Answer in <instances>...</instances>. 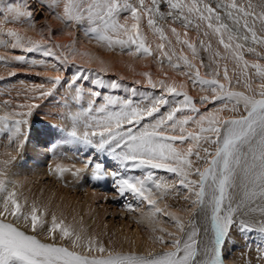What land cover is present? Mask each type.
<instances>
[{"label":"snow or ice","instance_id":"6c2138e0","mask_svg":"<svg viewBox=\"0 0 264 264\" xmlns=\"http://www.w3.org/2000/svg\"><path fill=\"white\" fill-rule=\"evenodd\" d=\"M35 3L65 28H82L86 37L110 50L129 56L157 55L158 63L166 62L176 76L185 79L177 80L166 72L164 78L154 79L144 72L141 75L150 91H141L136 85H143V80L129 87L118 80L90 79L96 70L77 65H72L76 69L72 77L64 79L61 71L78 54L74 43L57 44L56 31L47 23L39 30L40 40L7 28L21 21L35 28V9L28 0H0L4 17L0 34L11 38L0 40V46L40 53L59 63L51 65L55 75L37 73L48 78V86L42 83L26 89L24 103L2 101L0 136L22 152L34 110L41 106L35 101L53 96L58 86L66 85L78 110L63 117L70 127L62 140L83 152L85 159L83 167L57 163L52 174L63 178L70 172L77 180L87 175L90 182L111 178L114 199L121 198L123 208L132 212L148 206L138 222L147 221L151 241L147 250H117L58 220L54 212L48 226L47 209L41 210L35 201L29 203L10 178V166L17 157L6 152L8 159L0 160V264H229L237 238L244 245L243 264H264V0ZM145 18L148 29L161 41L155 50L141 27ZM169 19L185 29L181 34L170 27L191 58L183 49L177 52L158 23ZM190 28L198 34L204 29L202 35L209 40L200 39L199 46L210 53L211 63L200 57L196 43L183 38ZM212 36L224 54L213 49ZM65 48L68 55L63 54ZM198 58L199 66L194 63ZM12 59L28 63L25 55ZM220 60L225 63L221 65ZM229 60L234 64L233 76ZM0 61L7 62V58L0 56ZM31 65L48 67L45 60H32ZM201 67L208 69L204 75ZM85 83L123 89L129 95H102L85 88ZM189 84L199 88L198 99L189 93ZM169 198L183 203L179 214L168 211V205L159 206ZM160 215L168 218L174 231L157 226Z\"/></svg>","mask_w":264,"mask_h":264},{"label":"bare ground","instance_id":"6f19581e","mask_svg":"<svg viewBox=\"0 0 264 264\" xmlns=\"http://www.w3.org/2000/svg\"><path fill=\"white\" fill-rule=\"evenodd\" d=\"M6 2H13V0H6ZM14 2L21 3L22 0H14ZM28 3H30L33 8L36 7L35 0H28ZM39 7L43 9V17L36 21L35 28L29 27V25L23 21L9 23L6 27L19 32L22 36L40 40L41 36L39 30L45 23H47L56 31L55 42L57 44L67 46L74 43L75 48L78 50V54L74 57H70L69 64L65 65L64 69L61 71L60 75L64 79H70L76 71L75 67H72V65L95 69L96 71L91 74L90 79L102 77L105 81L118 80L129 87L134 86L135 80H143V85H136L141 91H150L147 87L145 78L141 75V73L144 72H150L154 79L164 78L163 73L165 72L169 77H174L177 80L185 79L184 77L176 76L174 70L170 68L166 62L163 65L158 63L159 57L155 54L154 56L149 57H139L125 55L119 49L110 50L101 46L95 40H90L84 35V32H79V28L77 27L65 28L64 25L56 20L52 14H50L51 17L48 19L47 16L50 12L43 8L42 5ZM3 23L4 17L3 15H0V25H3ZM175 25L178 27L170 22L166 23L165 26L164 24L162 26L177 52L183 49L184 54L191 58L190 50L187 49L186 46L178 44L170 31V27H177L180 29L178 31L183 34L185 29L178 22L175 23ZM141 27L143 32L147 35L148 41L155 50L156 45L161 41L151 32L150 29H148L146 18L142 21ZM203 31L204 29L202 28L198 34L194 28H190L187 37L183 38L196 43L200 57H202L204 61H208L210 53L204 51L199 46V37L200 39H204L206 43L209 40V38L203 37ZM68 33L72 34L69 35ZM10 39V37L0 34V40ZM211 44L213 49L219 50L221 54H224V49L222 45H219L215 36L211 37ZM57 51L61 50L57 49ZM85 53L87 55H84ZM63 54L68 55L69 50L65 48ZM16 55H25L28 59V63L18 62L12 59V57ZM0 56L7 58V62L0 61V78H2L0 79V105H2V101L8 99H13L14 102L24 103L26 89H31L33 85H39L42 83L48 86V78L43 75H37V73L48 72L49 75H55L56 73L53 71L51 65L57 64V66H59V63L52 57H44L42 54L35 52L26 53L22 49L12 50L10 47L6 48L0 46ZM32 60H45L48 63V67H33L31 65ZM101 60L104 62L103 64L100 63ZM194 63L199 66V58L195 60ZM219 63L223 65L225 61L220 60ZM227 63L228 70L230 67L232 69V72L229 73V75L233 76L234 65L230 66L232 65V61H228ZM206 64H208V62ZM101 68L106 69V71L100 72L99 70ZM69 69L71 70L69 71ZM13 71L16 75L10 76L9 73ZM200 71L201 74L204 75L208 69L201 67ZM220 71L222 74V67ZM69 73L71 74L68 75ZM5 77L11 79H16V77L19 78L16 79V82H7L8 80ZM27 78L31 79L28 80ZM84 87H91L94 90H99L102 92V95H129V93L123 89H100L99 86L90 83H85ZM237 90L243 89L238 88ZM188 91L197 99L202 94L198 87H192L191 84H189ZM31 94L32 93H29V95ZM36 95H38V93H36ZM137 99H139V97H137ZM35 102L39 103L41 106L34 110L30 128L32 134L31 136L30 133L28 134V140L22 152L18 153L14 146L10 145L9 142L7 143L6 141L8 140L6 136H0V160L8 159V157L4 155L6 152H11L12 155L17 157L10 166V178L16 181L19 185L17 189L18 192H22L23 195L28 198L29 203L35 201L41 210L47 209V219L49 221L48 226H50L51 214L54 212L58 220L63 219L65 224L72 225L77 231L83 229L85 234L95 237L106 244H111L116 247L117 250L123 249L127 251L129 247L133 250H147V248L151 246V241L149 240L150 228L147 221L138 222L142 219L141 211H148V206L146 204L141 206V209L137 210L136 215H133V217L127 214L124 215L128 212V210L125 209L121 210L123 215V217L121 216L122 220H115V222L112 219L107 220L105 216L110 210L115 211L116 208H114L115 210L112 209L113 207L111 208L109 204H107L108 202H105L104 198H102L105 196L96 189L97 187L94 188L93 184L91 185L90 181L87 179V175L77 180L70 172L64 173L63 178L58 174L53 175L51 172V169H53L56 164H53V160L49 158V153L45 150V144L51 139L53 143L57 141L59 142L57 144L60 145L62 136L59 133H54L56 134L55 136L52 135L50 129L53 127L55 129L61 128L62 130H65L70 127V121L63 117L70 112L78 110L77 102L74 101L73 95L68 90L67 86H58L54 91L53 96ZM3 111V106H0V114H2ZM35 124L38 125L35 126ZM33 145L39 147L37 148L38 151L32 149ZM65 146H67L65 149L68 150L66 155L56 153V155H53L54 157L57 156L54 158L55 162L62 163L69 167L72 165L83 167L81 161L85 159V154L83 152H76L74 145L65 144ZM25 160L33 161V163L26 164ZM160 174L162 175V173ZM110 181L112 182L111 178H109V182ZM93 183H98V185L104 184V182L101 183L97 181ZM131 202L135 203V201ZM166 205L169 207L178 206L170 199L161 202L159 206L165 208ZM167 210L171 211L169 209ZM119 214L121 213L119 212ZM114 215L115 214H113V216ZM124 216H126V218L129 216V220L132 218L131 221L133 222V227L132 225L131 227L129 226L131 221L126 222ZM168 223L169 222L165 219V216L160 215L157 226L174 231L175 229L172 224ZM231 260L233 261V264H243L241 251H237V253L231 257Z\"/></svg>","mask_w":264,"mask_h":264},{"label":"rangeland","instance_id":"374dc122","mask_svg":"<svg viewBox=\"0 0 264 264\" xmlns=\"http://www.w3.org/2000/svg\"><path fill=\"white\" fill-rule=\"evenodd\" d=\"M259 2V0H253V3H258ZM36 7H34L35 8V12H36V14H35V19H36V21H38V20H40V18L41 17H43V15H42V8L41 7H39V6H37V5H35ZM38 9V10H37ZM40 9V10H39ZM162 10H164V9H162ZM50 14L51 13H49L48 14V19H50ZM168 22H170L171 23V20L169 19V20H163V21H158V23L162 26L163 24H164V26L166 25V23H168ZM174 26H177V25H175V24H173ZM178 27V26H177ZM176 27V28H177ZM82 28H79V32H83V29L81 30ZM178 29V28H177ZM81 30V31H80ZM178 30H180V29H178ZM199 40H200V37H199ZM92 43V42H91ZM125 54V53H124ZM125 55H127V54H125ZM245 55H246V58L247 59H252V57L248 54L247 55V53H245ZM208 62V64L209 63H211L210 62V60H205V63H207ZM228 62V61H227ZM229 62H231L230 60H229ZM228 64V63H227ZM232 65H230V66H233L234 64H233V62L231 63ZM232 69H231V67H230V69H229V73H231L232 71H231ZM71 73H69L68 75H70ZM8 81L7 82H16V79H18L19 77H16V79L15 78H8V77H5ZM28 80H30L31 78H27ZM26 79V80H27ZM0 106H3V105H0ZM38 124H35V126H37ZM53 130V131H52ZM50 131H51V133H52V135H56V134H54V133H59L62 137L64 136V130H62L61 128H59V129H55V128H51L50 129ZM30 133V136H31V134H32V131H30L29 132ZM46 138V137H45ZM7 143H8V141H6ZM5 142V143H6ZM4 143V144H5ZM57 143H59V142H57V141H55L54 143H53V141H51V139L48 141V143L47 144H45V147H46V149L45 150H47L48 151V156H49V158L50 159H52L53 160V164L55 163V164H57L58 162H55V159L54 158H56L57 156H53V155H56V153H58V154H62V155H66V153H67V149H65V148H67V146H65V144H64V142H63V140L62 141H60V145L59 144H57ZM50 144V145H49ZM36 146V147H35ZM33 145V147H32V149H35V150H37L38 151V149L37 148H39V147H37V145ZM60 146H62V147H60ZM52 148V149H51ZM51 150H53V151H51ZM51 151V152H50ZM77 152V151H76ZM82 153V152H81ZM25 163L26 164H31V163H33V161H29V160H25ZM70 164V163H69ZM162 175H165L164 173H162ZM93 182H95V181H91L90 183H91V185L93 184V186H94V188H96L97 190H99V192L101 193V194H103L105 197H102V198H104V200H105V202H108L107 204H109V206L112 208V209H114V208H116V210H117V212H116V210L115 211H112V210H110L109 212H108V214L105 216L106 217V219L107 220H113L114 222H115V220L117 221V220H119V219H121L122 220V218H121V216L123 217V215H122V211L121 210H125V208H123L122 206H121V204H122V201H121V198H119V197H116L115 199H114V196H115V193H114V191H113V185H112V182L110 181L109 182V179H107V180H105V181H102L101 183H103L104 182V184L103 185H98V183H93ZM95 184V185H94ZM101 188V189H100ZM170 200H173V199H171V198H169ZM174 201V200H173ZM110 202V203H109ZM128 201H123V203H127ZM178 206H174V207H169L168 209L169 210H171V211H175V212H177L178 214L180 213V208L183 206V203L182 202H176V201H174ZM119 212L121 213V214H119ZM115 214L114 216H113V214ZM135 213V214H134ZM136 213H137V211H132V212H126L124 215H130V216H132L133 217V215H136ZM118 214V215H117ZM109 215V216H108ZM112 215V216H111ZM120 217V218H119ZM124 219L126 220V222H128V221H131L132 220V218L129 220V216L126 218V216H124ZM128 219V220H127ZM165 219L169 222L168 224H170L171 222L168 220V218L167 217H165ZM135 223V222H134ZM131 225H132V227L134 226L133 225V222L131 221L130 223H129V226L131 227ZM236 244H237V246L236 247H232L231 248V256L228 258L229 259V264H233V261L231 260V257L232 256H234V254H236L237 253V251H244V245H243V241L242 240H240L239 238H237V241H236Z\"/></svg>","mask_w":264,"mask_h":264}]
</instances>
